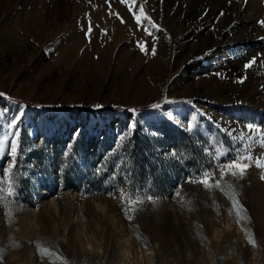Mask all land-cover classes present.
Wrapping results in <instances>:
<instances>
[{"label": "rangeland", "instance_id": "rangeland-1", "mask_svg": "<svg viewBox=\"0 0 264 264\" xmlns=\"http://www.w3.org/2000/svg\"><path fill=\"white\" fill-rule=\"evenodd\" d=\"M0 264H264V0H0Z\"/></svg>", "mask_w": 264, "mask_h": 264}, {"label": "bare ground", "instance_id": "bare-ground-1", "mask_svg": "<svg viewBox=\"0 0 264 264\" xmlns=\"http://www.w3.org/2000/svg\"><path fill=\"white\" fill-rule=\"evenodd\" d=\"M232 7V6H231Z\"/></svg>", "mask_w": 264, "mask_h": 264}]
</instances>
